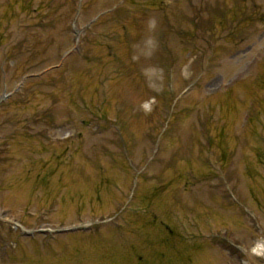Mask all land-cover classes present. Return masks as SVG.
Here are the masks:
<instances>
[{
  "label": "rangeland",
  "instance_id": "rangeland-1",
  "mask_svg": "<svg viewBox=\"0 0 264 264\" xmlns=\"http://www.w3.org/2000/svg\"><path fill=\"white\" fill-rule=\"evenodd\" d=\"M0 264H264V0H0Z\"/></svg>",
  "mask_w": 264,
  "mask_h": 264
},
{
  "label": "bare ground",
  "instance_id": "bare-ground-1",
  "mask_svg": "<svg viewBox=\"0 0 264 264\" xmlns=\"http://www.w3.org/2000/svg\"><path fill=\"white\" fill-rule=\"evenodd\" d=\"M258 246H260V244H257ZM258 246L255 248V251H257L259 248H258ZM261 249V248H260Z\"/></svg>",
  "mask_w": 264,
  "mask_h": 264
}]
</instances>
